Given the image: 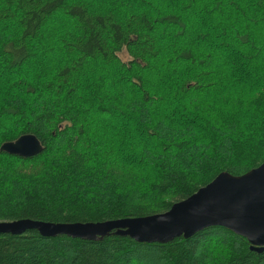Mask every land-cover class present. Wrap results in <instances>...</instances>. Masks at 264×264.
Segmentation results:
<instances>
[{
    "label": "trees",
    "instance_id": "trees-1",
    "mask_svg": "<svg viewBox=\"0 0 264 264\" xmlns=\"http://www.w3.org/2000/svg\"><path fill=\"white\" fill-rule=\"evenodd\" d=\"M25 134L43 151L0 152V222L152 216L258 167L264 0H0V147ZM0 264H264V251L218 226L166 244L30 230L0 235Z\"/></svg>",
    "mask_w": 264,
    "mask_h": 264
},
{
    "label": "water",
    "instance_id": "water-1",
    "mask_svg": "<svg viewBox=\"0 0 264 264\" xmlns=\"http://www.w3.org/2000/svg\"><path fill=\"white\" fill-rule=\"evenodd\" d=\"M42 151L41 143L32 134L22 135L0 147V152L21 158L34 157ZM217 226L245 238L251 251H264V162L241 176L220 173L209 184L161 214L86 223L3 221L0 222V235H21L35 230L47 238L67 236L97 241L114 234L137 243L166 244Z\"/></svg>",
    "mask_w": 264,
    "mask_h": 264
},
{
    "label": "rangeland",
    "instance_id": "rangeland-1",
    "mask_svg": "<svg viewBox=\"0 0 264 264\" xmlns=\"http://www.w3.org/2000/svg\"><path fill=\"white\" fill-rule=\"evenodd\" d=\"M159 32V31H158ZM158 32H157V34H158ZM123 61H126L127 60V56L126 55H121V57H120Z\"/></svg>",
    "mask_w": 264,
    "mask_h": 264
},
{
    "label": "bare ground",
    "instance_id": "bare-ground-1",
    "mask_svg": "<svg viewBox=\"0 0 264 264\" xmlns=\"http://www.w3.org/2000/svg\"><path fill=\"white\" fill-rule=\"evenodd\" d=\"M43 148V147H42Z\"/></svg>",
    "mask_w": 264,
    "mask_h": 264
}]
</instances>
